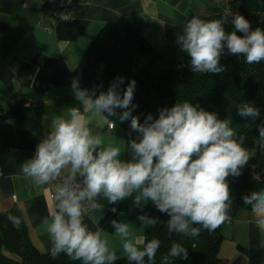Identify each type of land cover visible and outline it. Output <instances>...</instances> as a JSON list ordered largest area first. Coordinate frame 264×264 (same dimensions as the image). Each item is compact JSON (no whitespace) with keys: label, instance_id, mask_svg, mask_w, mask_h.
I'll use <instances>...</instances> for the list:
<instances>
[{"label":"clouds","instance_id":"1","mask_svg":"<svg viewBox=\"0 0 264 264\" xmlns=\"http://www.w3.org/2000/svg\"><path fill=\"white\" fill-rule=\"evenodd\" d=\"M229 22L231 31L225 27ZM176 42L190 58L194 73L223 72L220 59L225 49L230 55H242L249 65L264 61V29H253L250 21L231 9L217 19L192 16ZM122 83L123 78H118L106 92L97 94V89L81 88L79 78H73L71 89L78 106L53 116L35 155L20 165L22 174L35 185L52 187L53 202L39 228L50 239L53 258L63 253L82 264H115L121 258L129 264H145L147 258L152 264L161 248L158 238L137 239L130 223L115 219L113 233L92 230L85 223L86 214L93 219L92 214L103 209L101 198L115 205L133 197L134 206L141 209L151 203L169 217V234L186 237L212 233L232 220L228 178L240 176L252 155L244 136L237 135L228 119L187 101L161 109L156 119L148 114L141 123L132 114L136 82L130 81L121 96L117 88ZM117 109L123 110L121 123L130 120L129 134L136 133V138L106 143L93 121L98 118L103 125L114 126L109 117L116 116ZM237 114L255 121L260 110L244 102ZM258 131L259 147L264 149V124ZM124 153H130V158L121 159ZM242 200L250 206V223L264 232V189ZM138 219L143 227L159 222L146 214ZM8 220L20 227L19 217L9 215ZM113 238L120 241L119 249L113 246ZM178 257L188 259V250L173 241L163 262L170 264V258Z\"/></svg>","mask_w":264,"mask_h":264},{"label":"crops","instance_id":"2","mask_svg":"<svg viewBox=\"0 0 264 264\" xmlns=\"http://www.w3.org/2000/svg\"><path fill=\"white\" fill-rule=\"evenodd\" d=\"M221 0H77L70 20L50 18L41 0H0V123L1 115L22 99L45 104L42 125L49 130L51 119L65 114L67 107L78 106L72 89L73 78H79L81 88L107 91L110 85L93 65L88 52L104 25L116 16H123L142 27L143 37L161 54L165 61L182 73L190 65V58L177 44L187 20L203 13L205 8ZM117 115L108 129L94 118V124L105 142L125 141L123 123ZM35 151L0 149V213L14 207L21 210L29 237L42 252H50L51 242L39 225L48 215L53 202L49 190L37 186L21 172L20 165L31 159ZM130 153L121 159L127 160ZM79 178V177H78ZM104 205L93 219L85 215L89 228H103L113 233V219L131 224L137 239H145L146 228L138 216L147 215V204L138 208L133 197L115 205ZM115 207L116 213L111 209ZM252 220L251 211L239 209L230 223L221 227L223 240L217 261L213 264H264V232ZM119 249L120 241L113 238ZM119 255V251H118Z\"/></svg>","mask_w":264,"mask_h":264},{"label":"trees","instance_id":"3","mask_svg":"<svg viewBox=\"0 0 264 264\" xmlns=\"http://www.w3.org/2000/svg\"><path fill=\"white\" fill-rule=\"evenodd\" d=\"M225 9L243 15L253 29H264V0H221L209 4L198 16L206 20L217 19ZM225 27L228 31L233 28L230 22ZM88 55L109 85L123 78V83L117 88L121 96L130 81L136 82L132 101L136 107L132 114L138 116L141 123L148 114L156 119L161 109L184 101L216 113L220 119H228L237 135L244 136V145L252 153L241 175L228 178L233 198L230 215L233 219L239 209L250 210V206L243 204L242 197L264 189V149L258 143V126L264 124V61L249 65L242 55H231L220 59V65L225 69L221 73H194L190 65L179 73L143 37L141 25L123 16H116L104 25ZM244 102L254 103L259 108L260 116L255 121L237 114L238 106ZM44 111L43 102L22 99L2 114L0 149L36 151L43 134L48 131L42 125ZM123 129L126 140L136 138V133L129 134L130 120L123 122ZM9 215L21 219L18 229L8 220ZM147 215L159 220L155 227L146 228L145 242L153 238L161 241V248L152 264H164L163 256L173 241L181 243L188 250V259L170 258V264H213L217 261L223 240L222 226L212 233L202 231L197 237H186L169 234L166 229L169 217L151 203L147 204ZM0 264L82 262L73 261L63 253L53 258L50 252L38 250L29 237L21 210L14 207L0 213ZM115 264H129V261L121 258ZM145 264H149L147 258Z\"/></svg>","mask_w":264,"mask_h":264},{"label":"built area","instance_id":"4","mask_svg":"<svg viewBox=\"0 0 264 264\" xmlns=\"http://www.w3.org/2000/svg\"><path fill=\"white\" fill-rule=\"evenodd\" d=\"M46 14L55 21L70 20L73 18L77 7V0H41ZM114 126H108V129H113ZM2 175L0 169V176ZM78 182H82V178H77ZM47 188L53 197L51 186H44ZM88 215V214H86Z\"/></svg>","mask_w":264,"mask_h":264},{"label":"rangeland","instance_id":"5","mask_svg":"<svg viewBox=\"0 0 264 264\" xmlns=\"http://www.w3.org/2000/svg\"><path fill=\"white\" fill-rule=\"evenodd\" d=\"M227 56H231V55L228 54V53H227V49H225V52H224V54H222L221 58H222V57H227ZM183 72H184V71H183Z\"/></svg>","mask_w":264,"mask_h":264}]
</instances>
